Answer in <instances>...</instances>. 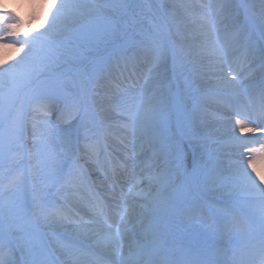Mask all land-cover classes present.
I'll list each match as a JSON object with an SVG mask.
<instances>
[{
	"label": "bare ground",
	"instance_id": "1",
	"mask_svg": "<svg viewBox=\"0 0 264 264\" xmlns=\"http://www.w3.org/2000/svg\"><path fill=\"white\" fill-rule=\"evenodd\" d=\"M115 1L44 0V11L33 16L34 22L29 26L28 31L33 34L36 40H42L41 34L52 38H61L66 36L63 34L87 29L99 21H107L109 18L114 17L113 4ZM226 1L227 3H224L221 7L222 11L217 13V17L208 20L207 24L202 25L194 20L184 19L173 6L168 8L169 27L174 41L173 49L175 55L179 58V61L175 62L172 68H169L165 64L166 50L164 47L160 49L157 46H145L140 42L127 52L114 54L107 65V71L120 72L119 61L123 60L128 65V57L134 54L140 65L147 67L160 62V64H163L165 73L173 71L175 75L174 80L180 82L183 90V98L178 103V118L184 129L190 126L189 130L186 131V135L202 148L200 151L205 156V161H198L194 166L198 183L203 187L224 185L227 186L229 192H234V188L246 192L258 189L264 195V138H260L262 144L259 147L252 148L248 152V159L240 162L234 160L231 155L241 154L244 158L247 154L241 152L243 151V147L248 145V141L244 137L252 136L251 141H256L258 138L257 130L260 126L264 125V93L259 98L252 90L254 79L259 76L263 77L264 75V51L255 41H252L240 51L243 41H241V35L233 34V30L240 25L242 13L234 1ZM167 2L173 4L175 0H167ZM221 3H223V0H215L213 6L221 5ZM241 3L243 8L250 14L264 13V0H241ZM23 6L24 0H0V10H6L3 16L9 17L8 8H15L25 17L29 18ZM255 24L264 38V17ZM232 26L234 27L231 29ZM247 31L249 30L244 29L243 32L245 33L241 32V34L245 37L248 35ZM231 37L233 41L229 42L230 39L228 38ZM27 39L25 32L19 27L6 32H0V45L5 46L6 42H8L7 48L2 49L0 53L1 78L4 76V72L14 68H17L20 77L26 78L36 73L35 77L42 70L51 68L54 65L55 59L53 58L52 60V57L40 51L36 45L24 44ZM160 79V77L151 75L148 72L144 76H141L137 80V85L143 86V89L135 92L130 100L128 99L132 102L127 103L125 106L130 111L135 108L139 109L138 111L141 112L139 115L144 118V115L151 108L155 107V103L159 106L166 103L169 97L168 85L162 86L163 84L161 85ZM170 79L171 77H168L165 82L167 84L170 83ZM106 80H108L107 73L93 76L88 82L89 90L94 85L103 83ZM203 88L209 91H202ZM118 89L119 91L121 90L120 88H115L116 91ZM224 90L226 92H222ZM229 93L236 96V99L229 98L227 95ZM124 97L126 98V95ZM149 98L154 99L155 102L152 104ZM185 98H187L189 103L195 101L212 107L220 106L223 103L235 118L241 119L244 117L250 120L249 122L245 120L243 124L237 127L238 134L235 135H241L242 138L238 140H226L225 144H222L224 146L223 149L218 147L221 155L227 157L217 161L214 166L213 171H218L216 176H213L212 171L206 167L212 153L217 149L216 145H211L212 140L216 136L214 132L208 130L204 125L209 121V126H220L219 123L221 121L215 120L216 113L204 108L205 106H198L188 111L185 108ZM50 106L57 107V104L48 99L38 100L37 98H31L28 114L29 125L31 124V127L27 133V138H23V141L21 140L23 132L22 117L20 113L15 116L12 129L14 145L6 159L0 163V198L5 189L11 187V191L6 197L12 206L11 226L15 230L14 232L12 231V237L17 245L21 247L29 262H31V257L35 256L34 264H53V262L49 259V250L46 247L45 239L37 225L30 218L31 212L26 210V206L30 201L28 195L30 188L28 176L31 177V186L34 193L32 201L33 212L38 214L39 221L43 226L55 227L65 224L66 228L74 229L79 234L89 235V237H92L97 228L90 227V212H95L96 206L91 199L93 198L91 189L88 188L84 179L82 183L81 179L74 172V170L79 169L80 163L77 159L70 158L73 153V146L69 142L65 143L67 145L60 142L54 147L51 146V137L57 138L63 134L69 135L70 130L68 131V126L62 125L60 121L74 116L76 108L69 104L62 109L61 115L57 113L53 117H50L46 116ZM87 106V109L85 108V116L88 112L95 109L94 102L90 97ZM99 108L100 111L95 112V117L101 122L103 139L108 142V145L111 142L117 144L118 141H125L130 147H133L136 138L141 134H144L147 142L154 143L155 140L159 141L163 139L168 133V123L154 119L143 121L139 116L134 117L132 115V121H125L123 123L124 127L116 130L113 121L115 118H112L114 113L108 112L100 106ZM126 109H122L124 114H126ZM153 131H158L157 135L153 136ZM93 132L94 130H88L83 133L86 141L81 140V143H84L83 150L87 152L80 151L79 157H101L98 136H96L94 141L92 139H88L87 141L88 136H91ZM229 133L227 134L229 135ZM37 135L40 136L39 140L36 138ZM221 136H226V134H222ZM202 138L209 140L203 141ZM25 141H28L31 146L30 158L32 164L30 169H25L26 165L23 160L24 153L28 149ZM224 149H227L229 153ZM120 151H123L122 146ZM123 152L127 158H131L132 155L130 156L128 152ZM51 153H55L54 157L50 156ZM133 162L134 160H132L131 164ZM98 165H104L101 159L98 161ZM19 169L25 170L16 178ZM130 174L131 168L124 170L119 175L128 176ZM99 177H93L96 184L99 181ZM171 178L167 179L170 181ZM6 179H10L11 183L8 188H4L1 184ZM57 186H61L58 191ZM71 186L73 188H70ZM167 187V189L161 191L160 196L169 201L172 198L170 193L174 194L175 188L171 187L170 182ZM63 189L68 190L64 197L66 201H61L62 207L65 210L59 208L46 209L44 207L45 201H55L57 194L62 192ZM190 196L191 193L186 190L183 199L184 205L188 202ZM60 199V197L59 199L57 198L58 201ZM235 202L241 204L242 200L235 199ZM208 203L215 205L214 200L208 201ZM215 206L220 212H227V209L224 207L220 205ZM119 209L114 211L109 217L110 219L113 216L110 219L112 223H116L120 219L121 213L125 212L123 208ZM245 211L256 226L263 228L264 200L251 198L249 205L245 207ZM200 218L202 222L206 221L204 216ZM229 227L228 230L244 229V225L239 219H235L230 223ZM17 229H19L18 232ZM121 230L122 228H120ZM145 235L149 236L150 232L147 231ZM142 237L143 234L139 233L135 238L128 240V242L136 245L138 244V240H142ZM48 238L51 242L53 241L55 248H63L64 244L60 242L54 232H51ZM122 243L118 239L117 242H97V246L110 259L116 260L122 259L123 254L120 249L116 248L122 245ZM68 252L70 253V251ZM71 254V263L91 262L87 258V255L77 250H73ZM258 256H264V247L259 249ZM1 257L5 258L6 255L3 254ZM1 263L4 264L2 260H0Z\"/></svg>",
	"mask_w": 264,
	"mask_h": 264
},
{
	"label": "rangeland",
	"instance_id": "2",
	"mask_svg": "<svg viewBox=\"0 0 264 264\" xmlns=\"http://www.w3.org/2000/svg\"><path fill=\"white\" fill-rule=\"evenodd\" d=\"M133 1L134 0H116L113 4L114 17L109 18L107 21H99L90 28L63 34L66 36L61 38H52L41 34L42 40H36L33 34L28 30L31 23L34 22L33 16L44 11V0H24L23 8L27 12L26 14L29 15V18L25 17L15 8H8L7 12L10 13L9 17L2 16V14H5V11H0L2 13L0 15V32H6L19 27L23 29L28 38L26 43L36 45L40 51L52 57V60L53 58L55 59V63H53L54 65L51 68L42 70L35 77L34 75L36 73L26 78L20 77L17 68L4 72V76L2 78L0 77V111L2 114L0 118V163L7 157L13 145L11 130L15 115L19 112L20 114L22 112L25 118L28 115L30 106L21 111L20 102L25 99V102L27 101L29 103L32 96L41 99L42 97L52 95L54 99L60 101L63 106L67 105V103H71L75 105L76 108L77 106L80 107V113H77L71 119L63 121L70 125V136H62V141H69V139L72 138V142L78 146L83 131L91 129H96L100 137V122L97 121V118H94V113L100 111L99 106L108 112H115V117L117 118L116 121H114L117 126L116 129H122L124 119L129 121L130 118L126 116L123 117L116 109L122 110L128 103V100L121 98V93H117L116 95L109 94V96L102 90V93H99V89H105V84L96 85L92 90H89L88 76H98L105 72V68L114 54L129 51L131 47L140 42L143 43V45H156L160 47V49L164 47L166 50L165 64L172 68L175 62L179 61V58L175 55L173 49L174 41L169 27L168 8L173 6L184 19L190 21L194 20L202 25L207 24L208 20L217 17V13L222 11L221 7L224 3H227L226 0H223L221 5L218 4L213 6L215 0H210L208 2L207 0H205V2L204 0H175L173 4H169L167 0H139L133 8ZM232 1H234L235 5L242 13L240 25L233 30L234 35H241V41L243 38V43L246 46L252 41H255L264 51V38L255 24L264 17V13L250 14L243 8L241 0ZM233 27L234 26H232L231 29ZM244 29L249 30L247 31V38L241 34V32L245 33L243 32ZM228 39H230L229 42L233 41L232 37ZM7 44L8 42H6V45ZM6 45H0V53L2 49L7 48ZM243 48L244 46L242 49ZM131 58L134 67L136 65L138 69L134 70L138 77L145 72V69L138 67L136 57L132 56ZM150 69H152V72H155L154 74L157 73L164 79L165 73L163 72V66L154 64L150 65ZM1 72L2 71H0V75H2ZM170 75L173 76L172 71H170ZM77 78L79 80L81 78V81L78 82L79 80H77ZM115 80L122 84L120 77H116ZM165 84L166 82H164V85ZM206 90L207 89L203 88V91ZM129 92H132V90ZM229 96L231 97V95ZM89 97L94 102L95 109L92 110L93 112H88L85 116L83 108L88 105ZM172 97L174 99L173 103L171 101ZM181 98L182 86L180 82L175 81L170 83L169 99L166 100V103H163L162 106L155 103V107L148 112L152 119H165L168 123L169 133L164 139L155 143L152 149H150V144H143L142 147H139L138 150L135 151L139 156L138 162L135 164L137 168H134L135 178L128 184V190L124 191V195H126L128 202L126 204L128 211L132 213V217L137 220V218H143L144 215L153 210L157 204L160 208L162 206L165 207L166 205L164 204L166 202L159 194L162 189L167 188L168 183L166 178H168V174L171 173L173 176L171 186L176 187V193L172 195V203L176 200L183 208V198L186 188L194 195L189 201L188 208H183L185 212L188 213L189 211V213H191L197 211L198 208L199 212L206 213L208 211L213 219L215 216L211 215V210L207 205L208 197L204 195H214V200L221 204H223V202L228 203V205H223L229 207L230 211L236 212V214L243 219L239 214L240 212L243 215V210L236 202H233L235 198H229L228 190H225L226 187L217 188L215 186L213 189L209 190L200 187L197 183L193 173L195 152L198 153V156L202 157V155L199 147H197L191 141L192 139L186 135L183 128L184 126L178 118V104L174 105V103L178 102ZM149 99L155 102L154 99ZM186 100L187 99H185V101ZM188 102H185L186 109L201 106V103L198 102H193L192 105ZM202 105L205 106V104ZM169 108L170 113L168 114L167 110ZM222 108L210 107L212 111L222 115V118L217 116V121H221L219 123L220 126H209V121L204 125L208 130H212L219 136L212 140L211 144L213 145H219V143L227 139L240 138V136L235 135L238 134L237 127L246 120L245 118L244 120H236V118L229 116L227 112L222 111ZM58 110L59 108L56 107L51 113H56ZM6 121H8L7 124ZM26 124L27 123H25V125ZM4 126H6L4 130H1ZM189 128L190 126L186 127V129ZM260 129L257 130V135L261 137L264 133V127ZM27 132L28 129L25 128V134H27ZM227 133H229V135ZM222 134H226V136H221ZM251 138V136L245 138L248 140V145L243 147L244 154H248L250 149L259 147V145L262 144L258 143L260 138L257 139L256 143L251 141ZM51 139L52 146L58 145L59 141L57 138L51 137ZM178 141L182 142L181 147L180 145L177 146ZM100 142L102 146H104V142L102 140H100ZM26 144H28V142H26ZM5 145H7L6 150L3 148ZM129 148L130 147H127V151ZM157 150L160 152L155 156ZM30 153L31 148L26 150L25 155L27 154L30 156ZM54 155L55 153H51L50 156L54 157ZM116 155L118 156V153H116ZM29 156L26 158L28 167H30L32 162ZM117 156H114L116 157V161ZM248 156L249 155H246V158ZM235 157L238 158L239 156ZM211 158L213 160H218L220 157L218 153L214 151ZM80 161L82 166L83 164L95 165L92 160L93 163H85V158L80 159ZM122 187V185H117L116 189L120 190ZM10 191L11 190H8L3 193L0 198V223L5 221V223L8 224L9 219L12 217V206L6 197ZM223 192L227 195H224ZM230 193L232 196L241 197V199H244V197L249 199L261 196L258 189H252L249 192L235 189L234 192ZM133 198H136V200ZM133 207H138L139 209L134 210ZM0 230L2 231L1 227ZM5 230L6 231H3V233L8 237L7 241L11 242L13 228L7 225ZM18 231L19 229H17V232ZM106 232L109 235L113 233L110 228H106ZM49 247L51 248L50 245ZM17 251L21 254L19 248H17Z\"/></svg>",
	"mask_w": 264,
	"mask_h": 264
}]
</instances>
